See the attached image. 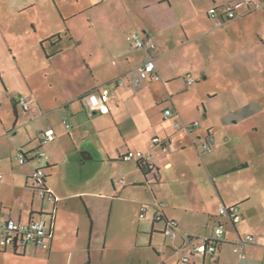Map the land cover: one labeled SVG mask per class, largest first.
I'll return each instance as SVG.
<instances>
[{
	"label": "crops",
	"instance_id": "1",
	"mask_svg": "<svg viewBox=\"0 0 264 264\" xmlns=\"http://www.w3.org/2000/svg\"><path fill=\"white\" fill-rule=\"evenodd\" d=\"M229 2L237 17H209L210 7ZM0 26V111L14 115V129L20 118L26 119L18 100H31L30 109L21 106L31 120L32 128L27 124L25 130L29 146L17 148L27 157L39 131L51 129L50 142L56 140L53 113L66 110L70 133L72 121L79 120L82 109L89 110L80 98L84 93L118 77L124 80L111 86L107 110L100 112L110 116V130L118 132L121 142L110 152L103 149L109 187L90 174L50 183L59 163L54 152L45 173L56 201L40 199L37 209L31 181L36 165L30 157L23 164L16 159L20 171L2 175L0 217L22 222L41 217L52 225L42 247L0 248V264H264V0L249 5L241 0H0ZM132 31L156 43L159 78L138 85L131 77L146 53L127 40ZM219 98L227 114L206 104ZM167 108L172 114L164 117ZM154 109L160 110L158 121ZM176 121L189 129H174ZM171 127L175 132L170 133ZM154 136L168 140L165 152L156 146L147 163L123 159L128 150L149 151ZM208 136L213 137L211 150L203 151L201 142ZM203 154L210 165L218 162L214 169L211 165L221 202L217 213L221 205H237L239 222L210 215V201L202 195ZM92 157L83 152L79 161ZM250 173L254 177L241 180L239 188L229 182L233 196L223 192L232 175ZM254 183L255 195L249 190ZM103 198L110 202L104 227ZM116 201L138 206L134 229H110ZM156 203L163 204L161 221L154 219ZM143 205L147 209L141 217ZM256 215L262 221L253 220ZM164 218L177 223L174 240L163 234ZM218 222L225 232L215 254H191L183 245L182 233L202 237ZM248 235L255 236L254 242L245 245L246 256L239 259L231 243Z\"/></svg>",
	"mask_w": 264,
	"mask_h": 264
},
{
	"label": "built area",
	"instance_id": "2",
	"mask_svg": "<svg viewBox=\"0 0 264 264\" xmlns=\"http://www.w3.org/2000/svg\"><path fill=\"white\" fill-rule=\"evenodd\" d=\"M246 4H250L251 0H241ZM208 15L211 18H217L220 16L223 20H231L237 17V13L234 10V4L232 2L224 3L217 6H212L208 9ZM127 40L130 44L138 49H142L146 53V60L138 65L135 69L134 74L131 77V82L133 85H138L141 81L148 78H159V75L156 71V66L154 62L153 52L156 48V43L151 36H146L141 34L138 31H132L127 35ZM187 83L192 84L194 82L193 77L190 74H187ZM124 80L122 77L113 79V81L101 85L97 89L91 90L87 93H84L80 98L84 103V106L91 110L97 112H104L107 110L106 102L109 98L111 86L114 85H123ZM31 100L26 97H21L18 100V103L22 106L23 110L30 109ZM172 114V109L167 108L164 110V117H169ZM63 123L67 130L70 128V122L68 119H64ZM194 126H197V123H194ZM186 129L189 127L187 125H181L178 121L174 123V129ZM54 139V132L51 129L39 131L36 134L35 141L36 146L30 154V159L36 165L35 170L32 173L31 181L32 186L36 191V195L48 203L54 204L56 201L55 194L47 187L45 182L46 173L45 167L49 159L48 154L42 149V147L48 142ZM213 142V137L208 136L201 142V149L203 151H210L211 145ZM167 139H162L158 136H154L150 141V150L147 152H142L139 150H128L123 159L126 161L136 160L139 162L147 163L148 160L153 156L152 150L159 146L162 152L167 150ZM27 155L20 149L17 152L16 159L20 164H23L26 160L29 159ZM2 178V173H0V179ZM156 213L155 220H163V204L156 203ZM147 209L146 205L141 207L140 216L143 217ZM219 215L228 219L232 223H237L241 220V214L237 205H221L219 207ZM49 225L41 218H31L27 222H22L19 220H14L12 218H1L0 217V248H12L22 250L28 245H33L37 247H42L45 245L46 239L49 237ZM225 232V226L223 223L218 222L212 229L211 233L204 235L202 237H195L186 233L181 234L183 240V245L188 247L191 254H215L218 250V245L222 242L223 235ZM163 234L174 240L179 232L177 231V223L174 220L164 218V228ZM254 242V237L248 235L245 239H237L232 241L231 248L237 254L239 259H244L245 254V245L252 244ZM158 251H162L160 247ZM182 260L187 261L188 256L182 255Z\"/></svg>",
	"mask_w": 264,
	"mask_h": 264
},
{
	"label": "rangeland",
	"instance_id": "3",
	"mask_svg": "<svg viewBox=\"0 0 264 264\" xmlns=\"http://www.w3.org/2000/svg\"><path fill=\"white\" fill-rule=\"evenodd\" d=\"M3 31V28H1L0 26V32L2 33ZM2 49V52H5L4 44L2 45ZM222 100V98H219L218 102H211L207 100L206 104L214 109L215 113L223 112L227 114L228 109L226 107H223ZM18 109L20 114L22 116H25L26 119L23 121V118H20L18 125H16L14 129L12 128L14 115L11 114L10 116H7V114H5V111L3 112V109L2 111H0V113L2 114L0 115V173H2L3 176L8 175L9 171H11L12 169L20 171V167L23 166L18 164L16 160L17 148L23 147L24 149H26L29 146L27 144L29 139L25 130L26 125L29 124L31 120H29L27 116L28 112L24 113L21 106H19ZM152 117L154 121H158V118L160 117V110L154 109L152 112ZM67 118H69V116L67 115L66 110H58L57 113H53L51 121L54 124L53 128L55 131L56 140L54 142H49L48 144H45L44 147H42V149L48 154V156L53 155L55 152L59 162L58 166L52 171V177H49L48 181L50 183L51 181H55L56 183H64L68 179L74 181L75 179H79L81 175L90 174L91 176L96 177L97 181H99L100 179L102 182H105L106 187H109L110 171L106 169V166L103 167V149L110 152L114 149L118 142H120L118 141V139L120 138L118 132L116 133L115 130H110L111 123H113L112 119L109 115L103 116V114L100 112H93L82 109V113L78 121H72L71 119L74 124V128H72L69 133L63 123V120ZM40 119L45 120L46 118L42 116V118ZM86 119H91V122L87 121L83 123V121H85ZM28 127L32 128L30 124ZM169 131L170 133L175 132L172 127L169 128ZM261 139L264 140V137H261ZM75 146H78L77 152ZM83 152H88L90 156H93L92 159L80 162L79 157L82 156ZM204 155L205 154L202 155L204 163H201V174L205 177L204 179L206 180L203 182L205 189L202 195L207 201H210V215L212 216V214L216 213V216H218L219 214L217 213V202H220V198L214 184L216 176H214L215 173L211 169V165L213 164L212 167L214 169L218 162H211L210 165V162H206V160L204 159ZM219 158L220 155L217 154L215 156V159L219 160ZM251 175L254 177L253 173H250L248 175H232L231 178H228V181L224 182L223 192L226 189V191H229V196H233L230 187L231 184H229V182L232 183L233 188H239L238 184L240 183V181L246 178H250ZM119 178L120 177H116L114 178V180H118ZM249 190L255 195L257 191L256 184H251ZM78 201V206H80L84 210L81 200ZM109 203L110 202L103 198V227L105 226L106 219L108 217ZM39 207L40 198L36 196L34 201V208L38 209ZM44 208L46 209L48 208V206L44 205ZM137 209L138 206L136 204L124 201L114 202L113 211L111 212L110 217V229L115 226L117 228L120 227L121 231L125 230L127 227L134 229L139 220V217L136 213ZM218 217L222 218L220 215ZM201 218L206 219L208 218V216H201ZM253 220L262 221V218L256 215L253 216ZM120 236L121 234H118V237Z\"/></svg>",
	"mask_w": 264,
	"mask_h": 264
},
{
	"label": "trees",
	"instance_id": "4",
	"mask_svg": "<svg viewBox=\"0 0 264 264\" xmlns=\"http://www.w3.org/2000/svg\"><path fill=\"white\" fill-rule=\"evenodd\" d=\"M46 179H47V177L45 178V182H46ZM49 215L51 216V214H49ZM51 225H52V220H51V224H50V227H49V232L51 231ZM220 244H221V242L219 243L218 248H219Z\"/></svg>",
	"mask_w": 264,
	"mask_h": 264
}]
</instances>
